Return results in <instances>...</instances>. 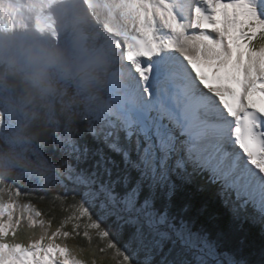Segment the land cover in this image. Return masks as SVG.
Listing matches in <instances>:
<instances>
[{
  "label": "snow or ice",
  "instance_id": "1",
  "mask_svg": "<svg viewBox=\"0 0 264 264\" xmlns=\"http://www.w3.org/2000/svg\"><path fill=\"white\" fill-rule=\"evenodd\" d=\"M84 4L128 69L131 97L85 131L120 153L125 167L99 153L93 170L70 171L66 179L82 186V201L55 227L21 203L19 187L0 191V264H211V246L155 201L158 191L171 196L173 177L186 179L191 165L234 193L240 207L251 203L264 214V0ZM75 153L79 159V143ZM97 205L115 229L93 218ZM81 234L87 248L67 242Z\"/></svg>",
  "mask_w": 264,
  "mask_h": 264
},
{
  "label": "clouds",
  "instance_id": "2",
  "mask_svg": "<svg viewBox=\"0 0 264 264\" xmlns=\"http://www.w3.org/2000/svg\"><path fill=\"white\" fill-rule=\"evenodd\" d=\"M0 16V191L47 189L86 126L129 103L130 74L84 0H0Z\"/></svg>",
  "mask_w": 264,
  "mask_h": 264
},
{
  "label": "trees",
  "instance_id": "3",
  "mask_svg": "<svg viewBox=\"0 0 264 264\" xmlns=\"http://www.w3.org/2000/svg\"><path fill=\"white\" fill-rule=\"evenodd\" d=\"M81 143L82 146L85 144L84 141H81ZM113 159L116 162L120 160L119 163L117 162V166L120 169L125 167L123 160L119 156ZM95 164L96 160L92 159L87 165L84 164L83 166H88L86 168L91 171ZM115 171L116 168L114 167L113 172L115 173ZM133 172L135 173V171ZM19 188L22 193H26L22 202L31 203L35 208L40 210L47 219L52 221V224L55 226H58L64 216L68 214L67 209L71 208L75 202L82 201L80 193H68L64 188H56L50 193H47L44 189L34 190L26 185H19ZM172 200L178 205V207L187 210L188 219L196 226L195 230L203 231L213 240H218L224 245L226 244L228 247L235 245L238 249L241 248L238 251L240 252V256L248 258L250 264H264V237H262L255 229H249L248 226L242 227L232 215H229L226 212L218 198L213 197L209 193H197L188 189L187 194L176 193ZM171 204L169 201L157 203V205L164 209L172 208ZM90 214L97 220V222L102 224V227H105V230H109L110 228L115 229L114 218L110 217L104 219L105 221L101 220L100 210L96 211L95 209H90ZM127 240L128 229L125 228L121 232L118 247H121L123 250L124 244ZM73 242L77 246L88 247V242L82 234L73 239ZM113 242H117V240H114ZM96 259L98 260V257H96ZM135 259L143 261L145 259V254L143 252H138L135 255ZM156 259H158V257L153 256V260Z\"/></svg>",
  "mask_w": 264,
  "mask_h": 264
},
{
  "label": "rangeland",
  "instance_id": "4",
  "mask_svg": "<svg viewBox=\"0 0 264 264\" xmlns=\"http://www.w3.org/2000/svg\"><path fill=\"white\" fill-rule=\"evenodd\" d=\"M204 242H206L207 244L211 245L213 242L210 239H206V237L204 236H200L198 235ZM228 256V257H227ZM227 256H222V259H220L219 257H215V259H217L214 263L217 264H240L239 262L233 260V258L231 259L229 257V255ZM219 261V262H218Z\"/></svg>",
  "mask_w": 264,
  "mask_h": 264
}]
</instances>
